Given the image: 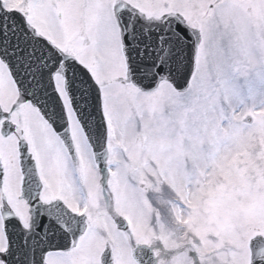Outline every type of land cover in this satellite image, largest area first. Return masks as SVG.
Here are the masks:
<instances>
[{
    "label": "snow or ice",
    "instance_id": "obj_1",
    "mask_svg": "<svg viewBox=\"0 0 264 264\" xmlns=\"http://www.w3.org/2000/svg\"><path fill=\"white\" fill-rule=\"evenodd\" d=\"M0 264H264V0H0Z\"/></svg>",
    "mask_w": 264,
    "mask_h": 264
}]
</instances>
